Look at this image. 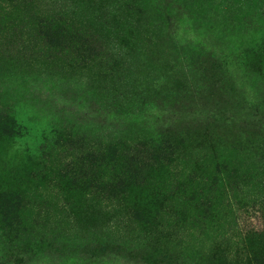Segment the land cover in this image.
<instances>
[{
    "label": "rangeland",
    "instance_id": "374dc122",
    "mask_svg": "<svg viewBox=\"0 0 264 264\" xmlns=\"http://www.w3.org/2000/svg\"><path fill=\"white\" fill-rule=\"evenodd\" d=\"M50 1L1 8L0 264H264V0Z\"/></svg>",
    "mask_w": 264,
    "mask_h": 264
},
{
    "label": "trees",
    "instance_id": "16d2710c",
    "mask_svg": "<svg viewBox=\"0 0 264 264\" xmlns=\"http://www.w3.org/2000/svg\"><path fill=\"white\" fill-rule=\"evenodd\" d=\"M13 2H14V0L7 1L6 4L4 5V0H3L1 5L7 6L8 4H12ZM29 2H31V4H32V0H23V3H25L23 6L26 9H28L27 11H29V10L32 11L33 7H30ZM50 2H52V1H50ZM53 3H56V1H53ZM59 3H61L62 5L66 4V3L68 4V0H61ZM45 4H46V1H45ZM2 6H0V35L2 34L1 36H3V37H7V38L9 37V39L7 40L8 43H12V40L16 39L15 44H12V45L20 46L22 42H21V40H19L17 38H21V37H19L20 36L19 34L17 35V31L13 28L12 23L7 24V21H8L7 19H9L11 15H10L9 11L2 10L1 9ZM25 8H22V9H24L23 12L26 10ZM64 8H65V6H64ZM31 11H29V12H31ZM69 12H71V11L64 10V9H56L54 7L46 6V8L41 9V12H38L39 15H38V18H36V20L44 22V23H48L52 26H56L59 29H66V28H70V26H71L69 24V22H71L70 17L73 18V16L69 15ZM2 15H3V17H2ZM71 15H73L72 12H71ZM74 19L75 18H73L72 20H74ZM3 22H5V23H3ZM10 39H11V41H9ZM121 103L122 102H116V103L111 102V104H113L114 106H116L118 108L121 106H124ZM3 112H6V111L0 110L1 115H3ZM67 141L71 142L72 140L68 139ZM41 144H42L41 145V148H42L44 145V142H41ZM69 149H70V151H69V154H70L71 148H69ZM71 155H73V156H71ZM71 155L70 156L72 158H70L69 160L65 159L66 161H64L62 163V166L66 167V168H70L74 164V162H76L77 160H79L81 158L91 159V158H94L97 156L96 151H94V150H87L86 153H84L83 155L82 154H80V155L71 154ZM158 159H160L159 166H164L163 167L164 172H167L169 175H171L173 173L177 174L181 171L179 169V167L176 166V163H179L180 159H177L176 157H173L172 155H165L162 158L159 157ZM218 159H220V158H217L216 160H218ZM37 160L40 162V164L43 165V162H46L45 154L44 155H42V154L38 155ZM164 168H166V169H164ZM217 168L225 169L226 166H225V164H216L215 172L212 173V175H214V178H213L214 182H216V179L219 178V176H220V173L217 171ZM260 186L262 187V189H264V182H260ZM161 197H162V203L166 202L168 204L169 194H165V195L162 194ZM166 208H169L168 205ZM173 214L175 215V217L177 216L176 218H178V215H181V210L179 209V205H177V210H173L171 212V216H173ZM142 215H144V214H142ZM143 217L144 218L139 217L137 219V223H139L141 226L143 225V227L146 229V231H151L152 230L151 225H153V224H150V221L153 220L155 218V216L151 215L149 212H146V215ZM182 220H183V218H182ZM182 220H180V218H178V220L174 221V222L177 223V222L182 221ZM25 228L27 230L26 233L34 234L33 233L34 231H32L31 226L30 227L27 226ZM155 228H157V227L155 226ZM158 230L155 229L154 232H157ZM174 230H175V226L173 225L171 228V231L174 232ZM20 234L21 233H18V234L15 233L14 235H12V234L10 235L6 232H4L3 234H1V232H0V252H3V251L5 252L9 247H13V246L16 247L17 245L23 243L25 240L23 238V234H21V235ZM124 242H126V239L115 238L112 235V236H110L107 244L110 248L123 250L125 248ZM259 244H260V242L256 243V245H259ZM245 245H249L248 250L250 252H252L254 245L252 243H249V241ZM185 249L183 251H181V249H179V247H178L177 250H180V251H173L170 259H172L173 261L183 260L184 262L186 261L185 257L187 259H190L191 256H187L185 254ZM250 252H249V254H250ZM189 255H191V254H189ZM192 257H194V255H192Z\"/></svg>",
    "mask_w": 264,
    "mask_h": 264
}]
</instances>
